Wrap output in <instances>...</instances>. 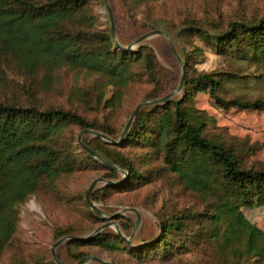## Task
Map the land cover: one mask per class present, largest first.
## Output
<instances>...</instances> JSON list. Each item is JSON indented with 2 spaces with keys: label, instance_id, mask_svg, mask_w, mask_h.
I'll return each instance as SVG.
<instances>
[{
  "label": "rangeland",
  "instance_id": "rangeland-1",
  "mask_svg": "<svg viewBox=\"0 0 264 264\" xmlns=\"http://www.w3.org/2000/svg\"><path fill=\"white\" fill-rule=\"evenodd\" d=\"M84 2L80 11L85 18L78 13L79 18L65 22V28L85 33L81 45L86 51L106 45L107 36L117 58L123 53L116 42L124 48L129 46L124 49L129 59L126 80L120 83L116 73L67 64L51 72H27L12 57L0 53V101L40 109H71L98 127L92 130L118 140L136 106L176 90L182 74L184 79H191L217 72L221 97L264 100V58L253 53L249 39L237 41L232 48L226 44L222 50L214 43L231 24L263 21L264 0ZM106 5L112 14L115 39L111 37ZM154 29L165 32L168 38L153 34L134 44ZM185 88L183 80L168 101L139 109L135 117L139 114L141 131L146 134L134 143L109 145L112 143L98 136L81 133L84 128L77 124H66L51 145L61 150V157L71 160L72 168L52 182L41 180L38 188L16 205L15 232L0 251V264H57L52 248L63 264H75L83 256L88 257L86 264H101L95 257L117 264H264V254L246 252L244 237H231L226 242L228 220L222 214L212 222L211 216L219 212L223 201L233 199L220 170L212 169L206 186L187 184L166 163L164 143L156 134L162 105L171 110L180 101L193 120L204 126L207 137L235 151L241 167L258 169L264 167V110L224 108L207 90H192L186 98ZM116 92L115 101L106 103ZM80 135L87 145L117 158L114 165L120 170L108 175L103 163L82 149ZM127 162L139 177L132 178L124 189L112 187L106 181L126 178ZM99 178L105 181L94 185L90 199L101 216L86 200L87 188ZM239 211L264 232V195L256 196ZM137 213L140 218L134 227ZM172 216L182 220L185 228L162 236L169 241L164 250L158 243L161 223ZM106 222L112 224L93 234ZM114 224L129 241L116 233ZM97 236L101 238L94 239ZM103 240L107 246L101 244Z\"/></svg>",
  "mask_w": 264,
  "mask_h": 264
},
{
  "label": "trees",
  "instance_id": "trees-1",
  "mask_svg": "<svg viewBox=\"0 0 264 264\" xmlns=\"http://www.w3.org/2000/svg\"><path fill=\"white\" fill-rule=\"evenodd\" d=\"M84 6V0H0V53L12 57L27 72L40 69L51 72L67 64L76 68L116 73L117 81L122 83L129 76V59L124 50L120 51L123 53L121 58H117L116 52L110 50V39L107 36L106 45L86 51L81 45L85 33L81 30L69 32L65 28V22L79 18L78 13L82 15L81 18H85V13L80 11ZM241 39H249L253 53L262 54L264 58V20L256 25L231 24L228 31L216 37L214 43L216 49L222 50L226 44L232 48ZM218 76L217 72H209L184 79L187 87L184 96L189 97L192 90H207L211 98L224 108L264 110L262 99L250 101L221 97ZM117 95V92L114 93L106 103L115 101ZM162 110L157 118L156 134L164 143L166 163L190 185L206 186L212 169H219L224 181L230 186L233 199L223 201V209L211 216L212 222L216 223L222 214L228 220L225 228L226 242L231 237L235 240L244 237L246 252L262 257L264 232L245 219L239 207L249 205L256 196L264 195V167H241L235 151L207 137L203 132L204 126L193 120L180 101L175 102L171 110L164 104ZM69 123L84 129H98L94 123L71 109H40L34 105L23 106L0 101V251L15 232L16 205L33 193L41 180L52 182L61 172L71 170V160L66 156L61 157V150L51 145L52 139ZM142 126L138 114L117 145L139 141L146 134V131H141ZM90 147L104 155L110 163L117 164V158L94 146ZM103 165L108 169V175L114 173L113 169ZM124 166L128 175L111 184L112 187L124 189L132 178L139 177L130 163ZM184 228L182 220L170 217L161 223L158 243L164 250L168 249L169 241L162 236ZM97 238L101 237L94 239Z\"/></svg>",
  "mask_w": 264,
  "mask_h": 264
},
{
  "label": "water",
  "instance_id": "water-1",
  "mask_svg": "<svg viewBox=\"0 0 264 264\" xmlns=\"http://www.w3.org/2000/svg\"><path fill=\"white\" fill-rule=\"evenodd\" d=\"M105 1V0H104ZM107 7V11H108V16H109V24H110V33H111V37L113 39H115V32H114V24H113V18H112V14H111V11H110V8L108 5H106ZM153 34H164L166 37H167V34L159 29H154V30H151V31H148V32H145L144 34H142L139 38H137L135 41H134V44L135 43H139L140 41H142L143 39H145L146 37L150 36V35H153ZM168 38V37H167ZM116 46L119 48V49H127V48H124L122 46H120V44L118 42H116ZM183 80H184V76L182 74L181 78H180V82H179V85L178 87L176 88V90H173L169 93H167L166 95L160 97V98H156V99H153V100H148V101H145V102H142L140 104H138L136 106V108L134 109V111L132 112V114L129 116L121 134H120V137L118 140H114L112 138H110L109 136H107L106 134L104 133H101V132H98V131H94L92 129H84L82 130L81 133H91L93 134L94 136H98L112 144H117L119 143L120 140H122L128 129H129V126L131 124V122L133 121L135 115L137 114V112L139 111V109L143 106V105H148V104H157V103H162V102H165L168 98H170L174 92L178 91L180 88H181V85L183 83ZM81 135L78 137V141H79V144L81 145L82 149L84 151H86L91 157L97 159L98 161L102 162L103 164H105L106 166H108L109 168L113 169V170H120V168H118L117 166H115L114 164L110 163L109 161H107L104 157H102L101 154H99L97 151H95L93 148H91L89 145H87L86 143H84L82 140H81ZM99 181H105L104 179L102 178H99V179H95L91 182V184L89 185V187L87 188L86 190V200L89 204V206L92 208V210L98 214L99 216H101V211L99 208H97L95 206V204L92 202V200L90 199V193H91V190L92 188L94 187V185L99 182ZM108 184H114V183H117V182H113V181H106ZM139 215L137 213V220L135 221L134 223V227L138 224L139 222ZM112 223L111 222H106L104 224H102L101 226H99L98 228L95 229L94 233L93 234H96L98 233L99 231H101L103 228L105 227H108L109 225H111ZM115 226V230H116V233L124 240L126 241H129V238H127L126 236H124L121 232V230L116 226V224H114ZM133 227V228H134ZM92 234V235H93ZM73 238H78V237H75V236H72ZM91 237V236H90ZM60 242V241H59ZM57 242V243H59ZM56 243V244H57ZM55 244V245H56ZM52 252V256L55 260V262L57 264H63L59 258L57 257L55 251H54V248H52L51 250ZM87 260H88V257L87 256H84L82 257L81 259H79L75 264H86L87 263ZM95 261H97L98 263H101V264H117L115 262H110V261H107V260H104L102 258H98V257H95L94 258Z\"/></svg>",
  "mask_w": 264,
  "mask_h": 264
}]
</instances>
